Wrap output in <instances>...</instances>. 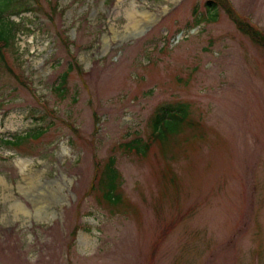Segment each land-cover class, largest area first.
Returning <instances> with one entry per match:
<instances>
[{"label": "rangeland", "instance_id": "374dc122", "mask_svg": "<svg viewBox=\"0 0 264 264\" xmlns=\"http://www.w3.org/2000/svg\"><path fill=\"white\" fill-rule=\"evenodd\" d=\"M55 1L10 18L0 137L48 128L0 150V264H264V49L206 0ZM226 1L264 33V0Z\"/></svg>", "mask_w": 264, "mask_h": 264}, {"label": "trees", "instance_id": "16d2710c", "mask_svg": "<svg viewBox=\"0 0 264 264\" xmlns=\"http://www.w3.org/2000/svg\"><path fill=\"white\" fill-rule=\"evenodd\" d=\"M41 1L42 0H0V72L5 69L10 72V69L5 63L6 50L8 49L10 53L17 52L14 48V36L21 23L15 22L10 18L12 16L18 17L25 13L41 11ZM44 1L46 5H48V11H45V15L52 20L55 16L52 15V13L56 12L58 4L56 1L54 3V0ZM204 5L207 10V20L212 21L215 18L216 13H211V11L223 9L229 15L230 19L234 22L236 28L241 33L249 37L253 43L264 49V33L254 28L249 23L241 20L226 0H206V3ZM200 21L201 19L198 18L197 22L199 23ZM77 62L78 61L76 59H73L72 63L68 65L65 73L60 77L61 79L58 86L54 87V91L58 90V94H60L61 96H63L64 94L63 91L67 81V75L73 70H75L76 72H80L81 66ZM172 112L173 108H168L164 110L162 116L172 117L174 115ZM41 118L44 119V116H42ZM160 120L161 113H156L155 119L153 121L154 124L152 134L149 137L148 141L143 143L141 140H134L130 143L124 144L123 147L125 148L124 150L126 151V153L131 152L140 154L141 156L145 155L153 145L152 143L154 141L157 142L162 134L166 132L165 127L159 129L161 127ZM180 120H182V117H180ZM47 128L48 126H46L45 128L38 126L27 131L23 135L13 134L8 138L0 137V150H14L19 148H22L21 150H23V147L26 145L31 147V144H34L33 142L38 141L43 137V135L46 133ZM114 163V159L110 157L103 165L101 170H99L100 168H98L97 171H99V174H97V176L99 175V177L97 179L96 185L97 190H100L101 192L102 199L113 208V204H120V193L117 192V189L120 186L121 180L120 175L114 166ZM92 188L94 189V186H92Z\"/></svg>", "mask_w": 264, "mask_h": 264}]
</instances>
